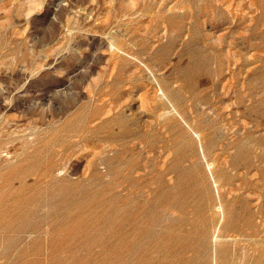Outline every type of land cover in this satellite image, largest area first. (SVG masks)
<instances>
[{
	"label": "rangeland",
	"instance_id": "obj_1",
	"mask_svg": "<svg viewBox=\"0 0 264 264\" xmlns=\"http://www.w3.org/2000/svg\"><path fill=\"white\" fill-rule=\"evenodd\" d=\"M0 264H264V0H0Z\"/></svg>",
	"mask_w": 264,
	"mask_h": 264
}]
</instances>
